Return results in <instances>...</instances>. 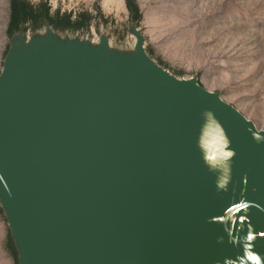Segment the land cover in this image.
<instances>
[{
  "label": "water",
  "instance_id": "obj_1",
  "mask_svg": "<svg viewBox=\"0 0 264 264\" xmlns=\"http://www.w3.org/2000/svg\"><path fill=\"white\" fill-rule=\"evenodd\" d=\"M128 33L10 37L0 210L17 264H264V129ZM225 139L219 189L206 164Z\"/></svg>",
  "mask_w": 264,
  "mask_h": 264
},
{
  "label": "rangeland",
  "instance_id": "obj_2",
  "mask_svg": "<svg viewBox=\"0 0 264 264\" xmlns=\"http://www.w3.org/2000/svg\"><path fill=\"white\" fill-rule=\"evenodd\" d=\"M10 1L0 0V71L8 51ZM45 6L50 16L69 15L87 25L69 34L97 38L128 48L130 20L125 0H24ZM137 28L147 54L178 78L197 77L219 93L257 129H264V0H133ZM31 32V31H26ZM0 210V264H17Z\"/></svg>",
  "mask_w": 264,
  "mask_h": 264
},
{
  "label": "trees",
  "instance_id": "obj_3",
  "mask_svg": "<svg viewBox=\"0 0 264 264\" xmlns=\"http://www.w3.org/2000/svg\"><path fill=\"white\" fill-rule=\"evenodd\" d=\"M125 6L128 11L129 20L138 23L140 15L136 3L133 0H125ZM45 24L52 26L54 30L61 33H74L81 31L83 28H87L86 23L81 18L76 21H71L69 15H59L58 12L50 16L45 6L34 8L28 5L24 0L10 1V19L8 23V33L10 37L13 33L18 32L20 28L29 27L30 31L33 32ZM9 247L16 256L10 238Z\"/></svg>",
  "mask_w": 264,
  "mask_h": 264
},
{
  "label": "clouds",
  "instance_id": "obj_4",
  "mask_svg": "<svg viewBox=\"0 0 264 264\" xmlns=\"http://www.w3.org/2000/svg\"><path fill=\"white\" fill-rule=\"evenodd\" d=\"M209 115V113L204 114L205 117ZM224 148L225 150L220 153V157L215 163L210 165L206 164V167H208L209 171L216 176V183L219 189L226 188V185L231 178V165L229 161L233 153L230 150H227L226 139L224 140Z\"/></svg>",
  "mask_w": 264,
  "mask_h": 264
},
{
  "label": "flooded vegetation",
  "instance_id": "obj_5",
  "mask_svg": "<svg viewBox=\"0 0 264 264\" xmlns=\"http://www.w3.org/2000/svg\"><path fill=\"white\" fill-rule=\"evenodd\" d=\"M22 30H23L24 32H26V31H30V28H29V27H23Z\"/></svg>",
  "mask_w": 264,
  "mask_h": 264
}]
</instances>
